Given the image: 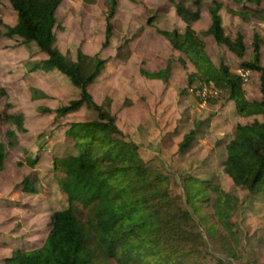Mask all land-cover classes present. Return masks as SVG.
<instances>
[{
	"label": "rangeland",
	"instance_id": "obj_1",
	"mask_svg": "<svg viewBox=\"0 0 264 264\" xmlns=\"http://www.w3.org/2000/svg\"><path fill=\"white\" fill-rule=\"evenodd\" d=\"M194 1L116 0L115 12L110 19L112 35L108 46L103 47L111 0H61L55 12L54 47L72 61L76 60L78 50L85 55H98L105 61L104 67L87 90L94 103L102 106L115 118L118 131L137 145L143 163L153 172H160L168 178L170 202L189 209L183 186L186 175L211 184L206 187L207 198L197 204L201 207L200 214L207 218L199 221L194 217L193 224L191 223L193 232L203 233L202 240L205 244H198L201 255L196 258L190 253L192 245L188 241L181 242L182 245L178 248L180 251L174 258L178 260L179 254L183 253L182 261L185 260L186 264H218L219 258L222 259V264H264V194L248 193L235 186L223 165L225 143L233 136L236 124L250 122L253 118L225 114L226 119H215L224 103L228 102L224 90L215 101L202 102L186 87L179 88L175 91L177 95L166 94L157 106L155 99L139 92L141 90L136 86L137 83L127 91L123 86L125 74L128 78L138 74V67L142 66L141 63L145 64L142 59L144 57L146 61L154 63L169 58L172 65H181L174 54L170 55L172 50L167 49L165 40L152 41L147 39L149 34L144 35V40L149 45L146 55L129 59L128 38L130 34L142 35L143 32L157 35L159 30L184 33L187 26L180 22L175 4L184 2L189 9L194 10ZM213 1L221 3L230 31L227 36L232 39H236L235 31L228 27L233 26L232 16L236 20L235 17L253 15V20L258 22L259 18L252 12V0H200L201 18L197 22H200L202 28L209 26L212 20L209 9L213 7ZM256 5V9L262 13L259 23L264 24V0ZM261 13L257 12L258 16ZM15 21L16 12H12L9 0H0V142L8 145L10 139L16 140L13 147H6L5 167L0 172V264H5V258L10 257L14 250L29 251L43 244L50 229L51 213L67 207L66 197L62 196L57 185L58 170L53 163L55 157L67 152H77L72 151V140L65 135V131L70 123L90 121L97 117V110L85 103L75 111L57 115L56 110L69 105L71 100L78 99L80 92L57 68L45 67L43 61L46 55L35 44H25L16 36L5 37L6 26H12ZM248 25H245V35L248 37L246 46L241 36L247 51H244L242 60L241 57L238 58L240 61L251 57L254 39L258 36L255 33L252 36ZM138 47L140 48L139 45ZM165 62L162 61L163 66L166 65ZM242 63L235 60L229 64L232 68L236 64L240 68ZM245 70L247 69L240 68L236 74L240 77L246 96L256 99L259 89L257 80L247 71L243 81L240 75ZM185 90L190 95L188 98L192 99L190 103L187 101V108L178 112L179 102L188 99L187 96L182 98ZM189 105L196 107L189 110ZM43 108L50 110L44 111ZM14 114L22 115L23 131H19L15 123H9L4 118L5 115ZM144 115L151 116L150 121L143 122L141 119ZM177 121L178 128L172 127ZM14 131L18 133L13 134ZM190 131L194 132L193 140L187 151L181 153L178 150L179 143L183 135ZM114 136L120 135L116 133ZM29 154L38 155L39 159L32 168L26 163V156ZM29 173L35 180L33 191L27 193L23 191L21 178L30 176ZM211 186L237 201L229 219L231 223H235L236 242L232 240L228 230L216 221L213 204L217 192ZM75 206L80 212L79 218H85L86 208L79 203H75ZM207 225H214L217 233L207 231ZM220 235H224L228 245L233 246L236 257L224 251V241L218 237ZM178 242L165 241L163 246L176 245ZM98 264L116 262L99 258Z\"/></svg>",
	"mask_w": 264,
	"mask_h": 264
},
{
	"label": "trees",
	"instance_id": "obj_2",
	"mask_svg": "<svg viewBox=\"0 0 264 264\" xmlns=\"http://www.w3.org/2000/svg\"><path fill=\"white\" fill-rule=\"evenodd\" d=\"M259 4L261 0H252ZM209 9L211 24L203 36L211 35L219 44H225L238 57L244 55L241 35L235 40L224 35L218 11L222 5L213 1ZM17 20L13 26H6L4 35L19 37L23 43H33L46 55L45 67H55L68 77L80 92L79 98L56 110L58 116L75 111L85 103L97 110V117L90 121L73 122L65 131L72 140V151L55 157L58 173L57 184L65 195L67 207L52 212L50 229L43 244L33 250H14L5 264H98V259L114 260L116 264H186L184 254H179L181 242H191L192 254L198 258L204 246L203 233L193 232L194 217L199 221L207 216L200 214L198 202L207 198L208 181L186 175L183 186L189 209L170 202L171 191L168 178L147 167L137 145L115 127V118L104 108L94 103L87 87L99 75L105 61L98 55H85L77 51L75 61L68 59L54 47L56 24L55 12L61 0H9ZM195 9H189L184 2H177L175 9L186 24L185 33L159 30L177 50L183 52L193 64L196 73L188 75V84L197 80L211 81L226 92L237 113L242 118L252 117L250 122L235 126L233 136L225 143L224 168L229 177L248 193L264 194V65L260 62V40L256 35L251 59L243 62L244 69L258 72L260 99L248 100L241 87L240 77L231 73L226 65H215L203 49V41L190 28L200 17V0L193 2ZM116 0H111L105 26L107 46L112 34L110 19L114 15ZM236 42V43H235ZM185 65V61H180ZM148 77H161L163 73L142 71ZM215 101V99H209ZM48 111L50 109L43 108ZM260 116V119L258 118ZM23 131L20 114L4 117ZM120 135L115 137L114 134ZM193 131L183 135L178 150L185 153L193 140ZM12 135V134H11ZM13 136V135H12ZM11 136V137H12ZM8 145L0 142V171L7 154ZM31 165L34 161H30ZM212 187V186H211ZM217 192L214 200L216 221L223 225L232 240L236 242L235 223L229 221L237 201L229 194L212 187ZM75 203L86 208L85 218H79ZM207 231L217 233L214 225H207ZM227 254L233 257L235 249L228 245L224 235ZM176 240V245L165 241ZM178 246V247H174ZM182 256V257H181ZM222 264V259H218Z\"/></svg>",
	"mask_w": 264,
	"mask_h": 264
},
{
	"label": "crops",
	"instance_id": "obj_3",
	"mask_svg": "<svg viewBox=\"0 0 264 264\" xmlns=\"http://www.w3.org/2000/svg\"><path fill=\"white\" fill-rule=\"evenodd\" d=\"M256 6L257 5L255 3H252L251 8H252V12L256 14L257 18H259L258 22L253 20V18H254L253 15H252V17L249 16V15L248 16L245 15V18L235 17L236 20H233V16H232L231 17V21H232L231 25H233V26H229L228 25V27L231 28L233 31H235L236 37L238 35L243 36V41H245L244 44L246 46V42L248 40V37L245 35V25H248L250 23L249 24L250 25L249 32L252 33V36H253L254 33L258 34V37H259V40H260V56H261L260 57V62L263 65L264 64V24H260L259 23V20L262 18V13L259 10L256 9ZM222 11L223 10L220 9L218 11V14H219V17H220V22H221V27L223 29V33H224V35L227 36L230 33V31L227 28V22H226L225 17L223 16V12ZM12 12H13V10H12ZM257 12L261 13V15L258 16ZM200 18H201V15H200L198 20H196V21L191 23L190 28L194 31L195 35L203 41L204 52L206 53V55L210 58V60L215 65L223 63L224 65H226L228 67V69H229V71L231 73H235L236 74L240 70V68H242V67L240 66V68H238L237 64H236L235 67L232 68L229 63L230 62L232 63L235 60H236L237 63L238 62L242 63L243 61L247 62V61H249L251 59V57L248 60L240 61L238 59L240 57H238L234 52L229 50L228 47L225 44L217 43V41L211 35L203 36L201 33L203 31H206L209 28V26L211 24V21L209 23V26H206V27L202 28V27H200V22H197V21H200ZM243 19H245V20H243ZM16 20H17V16H16ZM180 22L181 23H185V22L182 21L181 18H180ZM15 23H16V21H15ZM193 23H195V24L192 26ZM185 31H184V33H185ZM179 32L183 33L182 31H179ZM199 32H200V34H199ZM231 33H232V31H231ZM145 34H149L147 36L148 37L147 39H151L152 41H157L155 39L165 40L167 42V46H168L167 49L169 48V50H172V52H171L172 54H170V55L174 54V57H175L176 61H178V62H180L181 59H183L185 61V65L180 62L181 65H182L181 66V65H177V64L176 65L175 64L172 65L171 60H169V58L167 60H161L160 62L156 61L154 63L153 61H148V60L146 61L144 59L145 58L144 57L142 59L144 60L145 64L141 63L142 66L138 67V69H137L138 70V74L136 73L135 76L129 77V78L127 77V74H125L124 85H123V86H125L124 87L125 91H127L132 86H134L135 83H137L136 86H138L139 90H141L139 92H142V95H145L146 97H150L151 96L152 98L151 97L150 98L151 99H155V103L157 102L156 104L158 106V105L161 104L160 100H162V98H164L166 96V94L168 96H171L170 95L171 93H174V94L177 95V93L175 91H177L179 88L180 89L181 88L184 89L186 87L188 89L191 85L188 84V78L187 77H188V75L190 73H196V69L193 66V64L188 60L187 56L183 52H181V51L177 50L175 47H173V45L170 43V41L167 40L164 36L160 35V33L159 34L156 33L157 35H153V34H150V33H147V32L146 33L143 32L142 35L141 34H139V35L130 34V37L128 38V41H129L128 42V49L129 50H128V54H127L128 55L127 57L129 59L131 58L133 60L136 56H141L142 57L143 55H146V53H147L146 51L149 48V45L147 44V42H145L146 39L144 40V35ZM232 40H235V39H232ZM108 43H109V40H108ZM138 45L140 46V48L138 47ZM102 46H103V43H102ZM107 46H108V44H107ZM107 46H105V47H107ZM138 48H139V51H137ZM246 51H247V48H246L245 52ZM168 54H169V52H168ZM250 55L252 56L251 53H250ZM167 57H169V55H167ZM241 60H242V57H241ZM162 61H166L165 62L166 65L165 66H163L164 64H162ZM133 71H136V70H133ZM142 71L149 72V73H163V75L161 77H148L147 75L143 74ZM247 71H248V74L251 75L252 78H255L257 80L256 84H258V87H259V75L260 74L258 72H256V71H252V70H248V69L245 70L244 72L247 73ZM197 81H199V80H197ZM201 81L208 82V81H205V80H201ZM91 84H92V82H91ZM131 84H133V85H131ZM119 85H120V83H119ZM184 93H185V96L182 95V98H185L186 96H187L186 98H188V96H190V95L186 94V90L184 91ZM180 97H178V98H180ZM245 97L248 100H254V99H250V97H247L246 94H245ZM173 98L175 99L174 95H173ZM227 98H228V95H227ZM190 99H192V98H188L187 100H185L182 103L179 102V104H178L179 105L178 112H182L183 111L182 108L186 107V104H189L191 102ZM257 99H260L259 89H258V93L256 95V100ZM227 101L228 102H225L223 107L221 108V110H219V112L216 114L215 119H218V120L226 119V117H224L225 114H228L231 117L232 116L233 117L237 116L238 118L240 117L238 115V113H237V109L235 107L234 102L232 100H229V99ZM172 104L174 105L175 103H172ZM189 106H190L189 110H190V108H192L194 110V108L196 107L195 105H189ZM178 112H176V113L178 114ZM6 116H9V115H6ZM142 117L143 118L141 120L143 122H147V121H150V117L151 116L144 115ZM7 122H9V121H7ZM9 123H11V122H9ZM177 124H178V121H177V123L172 124L173 125L172 127H176ZM176 128H178V127H176ZM17 133H18L17 131L13 132V134H17ZM14 141H16V140H14ZM6 156H7V154H6ZM6 156H5L4 160H3V170H4V167H5ZM37 156L38 155H36V156L32 155L31 156L30 154L26 156V163H27L28 167L32 168V167H34L37 164V162L39 161ZM30 161L31 162L34 161V163L31 165ZM29 175L30 176H23L21 178V181H22V184H23L22 188H24L23 191H26L27 193L33 191V185H34L33 182L35 180L31 176V173H29ZM58 188H59V186H58ZM62 196H65V195L63 194ZM63 209H65V208H63Z\"/></svg>",
	"mask_w": 264,
	"mask_h": 264
},
{
	"label": "built area",
	"instance_id": "obj_4",
	"mask_svg": "<svg viewBox=\"0 0 264 264\" xmlns=\"http://www.w3.org/2000/svg\"><path fill=\"white\" fill-rule=\"evenodd\" d=\"M240 76H242L241 79L244 81L246 79L247 73L242 72ZM188 91L199 97V100L202 102H205L209 99H216L223 93V90L216 87L211 81H197L188 88Z\"/></svg>",
	"mask_w": 264,
	"mask_h": 264
}]
</instances>
